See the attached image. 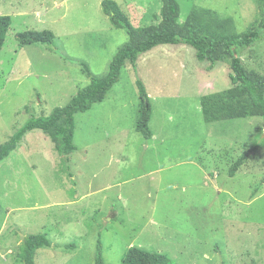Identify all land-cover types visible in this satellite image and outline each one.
Returning a JSON list of instances; mask_svg holds the SVG:
<instances>
[{
	"label": "rangeland",
	"instance_id": "1",
	"mask_svg": "<svg viewBox=\"0 0 264 264\" xmlns=\"http://www.w3.org/2000/svg\"><path fill=\"white\" fill-rule=\"evenodd\" d=\"M104 1L0 0V16L12 18L0 54V145L90 84L80 62L94 76L108 73L129 36L113 26ZM113 1L136 27L160 22L162 0ZM177 2L179 23L206 8L232 18L239 33L264 16L261 0ZM26 31H51L54 43L21 45L17 35ZM241 59L264 75V39ZM208 67L185 45L142 55L104 101L75 117L69 166L43 131L27 133L0 163V229L6 210L18 211L1 232L13 239L6 245L13 255L0 264H25L23 242L37 234L52 245L35 264H94L99 240L104 264H121L130 247L163 254L169 264H264V119L213 122L200 100L231 87L230 60ZM137 79L150 94V140L135 129Z\"/></svg>",
	"mask_w": 264,
	"mask_h": 264
},
{
	"label": "trees",
	"instance_id": "2",
	"mask_svg": "<svg viewBox=\"0 0 264 264\" xmlns=\"http://www.w3.org/2000/svg\"><path fill=\"white\" fill-rule=\"evenodd\" d=\"M261 5L264 10V0H261ZM102 7L113 26L127 32L129 41L119 48L104 76L92 75L88 64L80 62L84 72L90 77V84L74 95L67 105L56 108L50 116L31 118L7 142L0 145V163L20 146L27 133L41 130L53 142L62 163L69 166L70 155L77 150L74 143L75 117L104 101L119 82L124 68L131 66L136 70L142 55L164 45H185L193 48L198 61L209 63L208 70L215 68L224 59L230 60L231 87L203 96L200 100L202 110L215 115L212 117L213 122L246 117L264 119V75L247 70L241 59L244 51L264 39V16L246 32L239 33L232 18L221 17L217 12L206 8L194 7L186 21L179 23L180 5L177 0H162L160 22L143 27L134 26L116 1L105 0ZM11 25V16H0V54ZM54 38L51 31H26L17 35L21 45L41 43L52 46ZM136 87L140 106L135 129L143 138L150 140L153 138L150 128L151 99L141 79H137ZM247 158L248 154H244L231 166L230 176H235ZM23 243L20 258L25 264H35L37 252L52 245L46 234L30 235ZM94 264H104L100 240L97 243ZM121 264H169V260L158 252L130 247L122 257Z\"/></svg>",
	"mask_w": 264,
	"mask_h": 264
},
{
	"label": "crops",
	"instance_id": "3",
	"mask_svg": "<svg viewBox=\"0 0 264 264\" xmlns=\"http://www.w3.org/2000/svg\"><path fill=\"white\" fill-rule=\"evenodd\" d=\"M150 96V94H149ZM7 216L5 217V221L3 222V225L0 229V257H1V260L4 262V263H8L9 261V258L12 257L13 253L11 252V250H9V247H6L7 244L11 243L13 241V239L10 238V236H6V235H3L1 234V232L3 231L4 227L7 225L6 221L9 216V214L12 213H15V212H18L17 210L14 211V209H10L9 211H7ZM17 227H19V225H17ZM12 228H10L9 230H11ZM2 242V243H1ZM3 250H5L6 252H2Z\"/></svg>",
	"mask_w": 264,
	"mask_h": 264
}]
</instances>
